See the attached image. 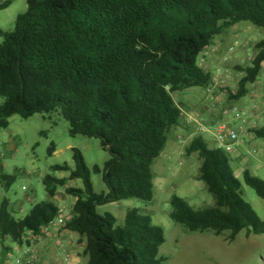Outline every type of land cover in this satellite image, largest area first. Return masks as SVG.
Instances as JSON below:
<instances>
[{"label": "trees", "instance_id": "1", "mask_svg": "<svg viewBox=\"0 0 264 264\" xmlns=\"http://www.w3.org/2000/svg\"><path fill=\"white\" fill-rule=\"evenodd\" d=\"M13 0L0 4L8 9ZM12 32L0 30V132L13 116L59 114L69 123L71 137L98 139L111 159L102 176L107 193L97 194L82 153L74 150L76 171L67 165L68 179L47 176L49 199L59 187L82 180L84 189L67 188L76 199L63 229L85 243L87 264H163L164 230L138 210L124 223L100 216L99 207L139 199H154L153 165L163 154L171 132L183 125L184 110L174 94L194 88L208 91L213 75L200 66L203 52L217 37L240 23L264 30V0H27ZM230 99L249 94L264 65V40ZM264 137L262 131H257ZM56 152L54 147L50 154ZM198 155V181L213 197L212 207L195 210L179 197L171 199L170 218L192 233L264 235L253 209L244 201L242 185L222 149L209 148L195 137L186 156ZM7 189L15 177L2 176ZM245 184L264 200V181L244 172ZM53 202L36 204L24 218L0 203V241L24 245L29 234L42 233L60 216Z\"/></svg>", "mask_w": 264, "mask_h": 264}, {"label": "rangeland", "instance_id": "2", "mask_svg": "<svg viewBox=\"0 0 264 264\" xmlns=\"http://www.w3.org/2000/svg\"><path fill=\"white\" fill-rule=\"evenodd\" d=\"M5 1L0 0V4ZM27 9V0H13L8 9L0 11V30L12 32L17 18L26 13ZM263 40L264 30L250 23L237 24L226 34L215 39L213 46L219 51L205 58L201 55L199 64L210 73L211 60L214 59L218 65L221 64L220 86L215 87L213 83L210 92L194 88L173 95L184 112L190 113L191 117L209 127L211 134L202 133L198 127L183 122L181 127L174 129L168 136L165 151L153 165L155 174L153 201L148 203L134 198L99 207L97 210L100 216H114L119 225L124 223L127 213L132 210H138L140 214L150 217L153 224L162 228L165 233V244L160 249V257L165 259L163 264L264 263V235H250L243 231L234 242H231L228 239L230 233L226 232L222 236H216L212 232L192 233L170 218L171 199L175 196L184 199L195 210H203L214 205V199L207 192L205 184L197 179L201 166L198 155L186 156V149L193 138L190 135L194 133V138L200 136L209 148L218 149L215 133L219 126L235 129L237 133L244 132L242 128L246 126L236 114H233L234 119L229 120L228 107L235 103L230 99V95L234 94L242 77L237 68L251 65L253 47ZM2 41L0 36V42ZM228 45L233 47V51H226L225 47ZM237 50L240 55L236 57ZM255 85L260 88L261 93L264 92V65ZM252 100L247 96L236 104L238 112L246 113L247 120H250L254 110ZM259 111L264 115L262 104ZM254 131L252 129L248 135ZM255 133L252 137H241L246 144L236 146L235 153L230 156V166L242 185L244 201L253 209L258 221L264 225V200L244 181L245 171L252 177L264 181V137ZM182 137L188 139L186 145L180 141ZM51 147L56 150L54 154L49 153ZM74 150L82 153L91 171L94 191L97 194L107 193L102 176L93 172L95 166L103 169L111 159L109 152L101 148L100 140L83 136L71 137L69 123L59 114H37L27 120L13 116L8 129L0 132V201L6 199L14 208L24 207L25 215L36 204L50 201L44 179L47 176L68 179L70 172L56 173L53 167L67 165L72 171H76ZM2 176L15 177L9 189L2 181ZM68 187L83 190L84 184L82 180H74L67 182L65 187H59L62 199L60 195L56 205L60 208L64 206L67 208L75 202V198L65 192ZM12 210L15 212L13 208ZM12 255L13 260L21 257L19 245H14Z\"/></svg>", "mask_w": 264, "mask_h": 264}, {"label": "crops", "instance_id": "3", "mask_svg": "<svg viewBox=\"0 0 264 264\" xmlns=\"http://www.w3.org/2000/svg\"><path fill=\"white\" fill-rule=\"evenodd\" d=\"M232 48L233 47L231 45L225 47L227 52L230 51ZM236 52H237L236 53V57H237L240 54L238 53V50ZM255 55L256 52H254L253 57ZM210 64H211L210 68H212V74L214 76L215 87H218L220 86L219 83L220 75L218 74V70L220 69L221 64L218 65V63L215 62L214 59L211 60ZM247 96H250L253 99L252 101H254L253 104L254 110L253 113L251 114L250 120H248L247 123H244L246 128L241 127L242 129H244V132L238 133L239 142L237 143L236 146H242L246 144L244 140L242 141L241 139L242 136L252 137L255 131H262L264 133V115L260 114L259 111L260 105L262 104L264 106V92L261 93L260 88L258 89L254 84L249 86V94ZM261 98L262 101H260ZM236 104L238 105L239 103L238 102H235L234 104L232 103L228 107L229 109L228 112L230 114L229 120H232L234 116L233 115L234 113L231 111V109L233 108V106L237 107ZM187 115H190V113L186 114L184 112V116H183L184 122H186ZM252 129L255 130L254 133H250L251 135H248V132H250ZM255 134L258 136V133ZM190 137L194 138V133L190 135ZM182 139L180 141L183 142L184 145H186L188 139L183 137ZM60 195L61 193L57 191L56 197L54 199H50V202H53L56 205V202L59 200ZM60 198L62 199V195ZM3 201H0V203ZM75 202L71 203L67 208L66 206H64L63 208L62 207L60 208V206L58 207L57 205L56 206L60 209V211L61 210L69 211L71 207L75 204ZM12 208L14 209L15 212L13 213L17 218H24L28 214L27 213L25 215L26 210L24 207L14 208L10 204L11 211H13ZM50 231H51L50 235L42 234L39 237H32L31 235H28L26 239V241L28 242H25L24 245L22 246L19 245L21 247V254L27 249V247H31L32 251L38 258L37 264H87V259L83 257V252L85 250L86 245L80 240V238L76 234H73L65 229L57 230V228L50 229ZM14 245L16 244H13L10 240H6L5 242L0 241V264H18L17 261L18 259H21V257L13 260L12 253L14 250Z\"/></svg>", "mask_w": 264, "mask_h": 264}, {"label": "built area", "instance_id": "4", "mask_svg": "<svg viewBox=\"0 0 264 264\" xmlns=\"http://www.w3.org/2000/svg\"><path fill=\"white\" fill-rule=\"evenodd\" d=\"M219 51V49H217L216 47L212 46L211 48L207 49L205 52H203V56L208 57L210 54H215ZM231 51H233V48L231 49ZM221 67L218 70V74H221ZM211 88L208 90V92H210ZM231 111L236 114L237 118H240L243 120V123H247V119H246V113L245 112H238L237 107H233L231 109ZM186 123L192 126H196L198 127V129H200V131L202 133H210V128L206 127L202 124L201 121H199L198 119H195L193 117H191L190 115L186 116ZM215 138L218 142V149H222L224 151H226L229 156L233 155L235 153V148L237 143L239 142V135L236 132L235 129H228L227 126H219L218 129L216 130L215 133ZM225 142L227 144H225ZM72 216V211L71 209L69 211H63L61 210L60 216L53 222L51 223L49 226L44 227L42 229V234H46V235H50L51 231L50 229L53 228H57V230L63 229L65 227V224L67 222L68 219H70ZM32 237H39L40 235L36 236L34 234H29ZM18 264H37L38 262V258L37 256L34 254V252L32 251L31 247H27V249L21 254V259H18Z\"/></svg>", "mask_w": 264, "mask_h": 264}, {"label": "water", "instance_id": "5", "mask_svg": "<svg viewBox=\"0 0 264 264\" xmlns=\"http://www.w3.org/2000/svg\"><path fill=\"white\" fill-rule=\"evenodd\" d=\"M264 264V263H263Z\"/></svg>", "mask_w": 264, "mask_h": 264}]
</instances>
